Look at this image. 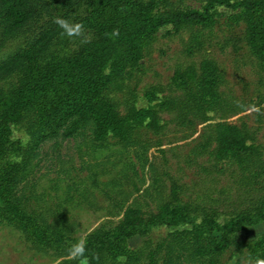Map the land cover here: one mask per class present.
Segmentation results:
<instances>
[{"label": "trees", "instance_id": "1", "mask_svg": "<svg viewBox=\"0 0 264 264\" xmlns=\"http://www.w3.org/2000/svg\"><path fill=\"white\" fill-rule=\"evenodd\" d=\"M223 9L245 24L250 54L264 71V0H201L199 6L170 0H0V49L22 38L0 60V221L53 254L69 255L70 246L84 239L90 264H168L162 253L174 239L198 264H222L232 245L240 254L235 264L264 258V231L250 241L238 236L245 227L264 225V145L246 122L229 120L245 103L208 54L211 39L199 29L212 27ZM56 18L84 26L83 35L69 37L59 52L53 48L65 35ZM183 30L189 31L190 59L175 68L167 84L132 94L123 110L113 89L140 66L161 31ZM172 122L203 125L194 152L208 155L204 171L222 174L223 165L234 167V196L224 188L216 197L183 199L189 185L172 178L158 210L123 204L119 219L79 236L64 209L57 208L50 220L16 195L31 153L65 126L70 132L90 127L96 140L127 143L141 128L159 134ZM159 227L168 233L154 243L151 235ZM135 236L142 245L132 248ZM62 264L77 262L71 257Z\"/></svg>", "mask_w": 264, "mask_h": 264}, {"label": "rangeland", "instance_id": "2", "mask_svg": "<svg viewBox=\"0 0 264 264\" xmlns=\"http://www.w3.org/2000/svg\"><path fill=\"white\" fill-rule=\"evenodd\" d=\"M170 1L190 6L201 4V0ZM231 12L223 9V15L212 27L199 29L211 39L207 45L208 54L221 64L236 96L245 103V109L229 120L237 124L246 122L257 131L258 142L264 145V71L250 54L245 24L232 20ZM188 38L187 30L158 34L140 66L126 75L120 89L112 91L111 95L122 103L123 110L132 94L142 95L151 84H167L175 68L190 59L185 52ZM68 39L65 35L53 48L55 52L64 49ZM21 40L1 48L0 60ZM202 133V124L184 128L172 122L159 134L141 128L131 141L123 143L113 137L96 140L90 127L70 132L65 126L31 153L16 186V195L50 220L57 208L64 209L73 231L79 236L119 219L123 204L138 203L144 210H158L169 194L172 178L189 185L183 199L216 197L224 188L232 189L234 196L237 187L231 175L233 166L223 165L222 174L203 170L202 166L210 165L211 161L208 155L194 152L202 141ZM17 134L27 135L25 131ZM263 231L264 225L257 224L245 227L238 236L250 241ZM167 233L165 227H159L151 238L156 243ZM129 243L132 248L139 247L142 238L135 236ZM239 256L232 245L222 264H235ZM70 258L39 250L13 225L0 221V264H62ZM162 259L168 264H198L191 251L182 248L175 239L167 245Z\"/></svg>", "mask_w": 264, "mask_h": 264}, {"label": "clouds", "instance_id": "3", "mask_svg": "<svg viewBox=\"0 0 264 264\" xmlns=\"http://www.w3.org/2000/svg\"><path fill=\"white\" fill-rule=\"evenodd\" d=\"M63 31L62 35L82 36L84 26L82 23L72 24L70 21L63 18H56L54 20ZM114 34H118V30H114ZM68 254L77 262V264H90L88 258L87 242L84 239L78 240L68 249ZM96 260H99V254H93ZM254 264H264V258H256Z\"/></svg>", "mask_w": 264, "mask_h": 264}]
</instances>
